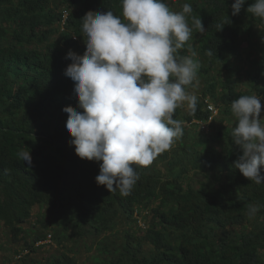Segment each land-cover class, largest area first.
Returning <instances> with one entry per match:
<instances>
[{
  "label": "trees",
  "instance_id": "1",
  "mask_svg": "<svg viewBox=\"0 0 264 264\" xmlns=\"http://www.w3.org/2000/svg\"><path fill=\"white\" fill-rule=\"evenodd\" d=\"M163 2L173 12L191 4L186 18L192 36L176 55L200 62L197 76L205 86L195 113H174L183 135L149 166L134 164L139 179L122 196L97 185L100 161L75 154L62 110L83 111L65 69L72 63L69 51L84 54L85 13L112 11L123 20L121 0H0V226L8 229L18 259L47 247L49 239L64 252L50 254L44 264H76L68 253H77L79 242L95 247L94 264H264V183L234 166L242 152L231 137V103L249 95L238 87L234 64L244 52L249 87L264 94V19L246 11L253 0L237 15L231 14L234 0ZM64 8L69 16L62 25ZM193 18L201 19L204 32ZM28 151L30 166L19 155ZM257 204L250 217L249 207ZM34 206L40 209L36 222L25 228ZM148 213L150 227L143 224ZM120 217L134 228L142 222L143 234L127 229L115 245L110 235Z\"/></svg>",
  "mask_w": 264,
  "mask_h": 264
},
{
  "label": "clouds",
  "instance_id": "2",
  "mask_svg": "<svg viewBox=\"0 0 264 264\" xmlns=\"http://www.w3.org/2000/svg\"><path fill=\"white\" fill-rule=\"evenodd\" d=\"M245 3L234 0L231 14H239ZM121 5L123 20L112 11L85 13L84 54L69 51L66 58L72 63L65 69L83 111L71 106L62 110L75 154L101 162L97 185L127 196L139 179L133 165L149 166L183 135V121L173 118L176 109L186 102L188 110L196 112L198 98L185 86L193 83L201 65L176 55L192 36L186 18L193 11L191 4L185 3L181 12L171 11L163 0H121ZM246 11L264 19V0H253ZM226 23L228 17L217 30ZM193 25L205 31L200 18H193ZM231 111L236 120L232 142L242 152L234 166L250 181L264 183L261 98L241 95L231 103ZM19 155L32 164L29 151ZM260 207L250 206L248 215Z\"/></svg>",
  "mask_w": 264,
  "mask_h": 264
},
{
  "label": "rangeland",
  "instance_id": "3",
  "mask_svg": "<svg viewBox=\"0 0 264 264\" xmlns=\"http://www.w3.org/2000/svg\"><path fill=\"white\" fill-rule=\"evenodd\" d=\"M56 37V36H54ZM263 43V42H261ZM249 53V52H248ZM247 53V54H248ZM245 54V52H244ZM242 55L238 60H236L234 62V64L237 66V71L239 72L240 80L238 82V87L241 90H246L247 93L249 95H257L258 97L261 98V105H262V112H261V118H264V94H258L255 90H253L252 88L249 87L248 84V79H247V70L250 67V57H248L247 55ZM210 74H215V70H212L210 72ZM205 86V81L203 79H201L200 77L196 76V78L193 81V86H190V88L188 90H186V92L190 95H195L197 97H199L201 95V91L203 90V87ZM213 106V110H214V115H216L217 113V109ZM181 111L183 112H187L188 108H187V103L185 102V104L181 107ZM264 122V121H262ZM218 125V123L216 124V126ZM202 127V126H201ZM203 128V127H202ZM203 130H205L206 132L208 131V126L205 125V128H203ZM161 171L163 173L166 172L164 166L162 165V163L159 164ZM195 186H198V184L195 182L194 183ZM41 212L44 216L50 215L51 212L45 209H41ZM40 212V209L38 206H34L32 211H31V218L23 224V226L26 227H30L31 224L36 222V216L38 215V213ZM152 214L148 213L146 214V216L144 217L145 219V223L143 224H148L149 223V227H150V223L152 221ZM143 224L141 222V227L138 226L137 228L133 227V223L130 222L128 223L124 217H120V219H118V225L116 226L115 230L113 231V234L110 235V240H114L115 241V245L121 243L124 240V235H125V231L128 229H131L133 232H135V235H142V231L144 230ZM8 229L0 226V264H44L46 262L47 257L52 254V253H60L62 250L59 248V246L53 242L50 241L48 239L47 243L49 245H47V247L42 248L41 250L30 254L27 259L24 260L25 257H22V259H18V254H15L14 251L17 248L16 245L13 243L10 234L8 233ZM46 242V241H45ZM88 243H91L90 240L87 241ZM44 243V242H41ZM72 244V242H69L68 247H70ZM149 246L143 242V249H147ZM77 253L73 252V253H68L69 255L71 254H75L76 256V264H94V262L92 261V254L95 253V247L93 246V248L91 250H87L86 246L83 245L82 242H79L77 244ZM67 250V249H66ZM64 252V251H62ZM17 255V257H16Z\"/></svg>",
  "mask_w": 264,
  "mask_h": 264
},
{
  "label": "built area",
  "instance_id": "4",
  "mask_svg": "<svg viewBox=\"0 0 264 264\" xmlns=\"http://www.w3.org/2000/svg\"><path fill=\"white\" fill-rule=\"evenodd\" d=\"M61 14H62V15H61V23H62V25H63V24L65 23V21L67 20L68 16H69V11H68V9H66V8L62 9ZM208 109L214 111V110H213V106H212V104H209V105H208ZM210 120H211V117H210ZM202 127L205 128V125H202ZM139 223L141 224L140 221H139Z\"/></svg>",
  "mask_w": 264,
  "mask_h": 264
}]
</instances>
